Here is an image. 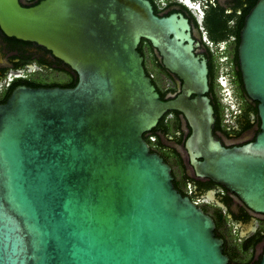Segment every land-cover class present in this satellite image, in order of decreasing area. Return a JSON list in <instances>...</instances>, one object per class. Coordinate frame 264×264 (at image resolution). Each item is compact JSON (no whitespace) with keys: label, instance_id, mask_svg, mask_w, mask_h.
Instances as JSON below:
<instances>
[{"label":"water","instance_id":"obj_1","mask_svg":"<svg viewBox=\"0 0 264 264\" xmlns=\"http://www.w3.org/2000/svg\"><path fill=\"white\" fill-rule=\"evenodd\" d=\"M0 27L78 75L75 87L23 86L0 105V264H229L214 220L144 136L181 113L196 177L264 214V0L238 47L260 132L232 148L215 139L207 60L183 15L161 18L148 0H0ZM142 40L182 81L176 98L161 99Z\"/></svg>","mask_w":264,"mask_h":264},{"label":"flooded vegetation","instance_id":"obj_2","mask_svg":"<svg viewBox=\"0 0 264 264\" xmlns=\"http://www.w3.org/2000/svg\"><path fill=\"white\" fill-rule=\"evenodd\" d=\"M41 1L21 0V3L24 6L30 7ZM148 1L153 6L155 14L161 18L168 17L172 14H179L188 20L192 38L199 44L195 52L207 60L210 85L211 70L214 68L215 71L217 67L216 57L212 54V47H218L222 43L232 40L236 44L237 39L231 36L221 43H214L211 40L210 31L206 27L207 13L217 10L228 15H233L237 10L236 14L239 15L242 9L238 8V0ZM233 19L235 18L233 17L230 21V26L236 25ZM144 48L145 46H142L141 42L138 50L144 58L146 73L151 78L161 99L171 100L176 98L181 93L182 81L164 67L161 57L153 48V55L156 57L158 64L155 68L157 72L156 76L158 78L161 77L163 82L167 84V87L162 89L156 76L150 74L146 68ZM77 83V73L59 58L55 57L52 52L37 43L9 37L0 27V105L7 103L13 92L19 87L72 88ZM224 111H226L225 106ZM174 116L173 113L168 115L170 119ZM238 117L239 115L236 116L235 122L232 125L227 124L224 118L223 126H226L232 132L226 133L218 131L215 136V139L219 140L227 148L242 146L252 142L258 134L257 123L253 127L238 133L242 129V122L238 120ZM181 119L182 125L185 124L182 116ZM182 129H184L183 126ZM248 133L252 134L245 138ZM145 135L151 141H156L159 138L164 143L167 152L164 154L157 153L172 167L174 184L177 185V189L181 193H186L187 197L214 220L216 237L224 241V254L229 257V264H259L264 253V214L254 212L225 186L209 178L196 177L194 179L196 184L194 185L191 182L188 184V190H183L174 174L173 164L167 157V154H170L178 155L181 158V154L176 147L165 143V135L163 133L152 134L151 131ZM187 158L189 159L188 154ZM188 176L190 175L188 174ZM195 176L193 174L190 177L193 179ZM231 232L236 234V239L232 241L229 239Z\"/></svg>","mask_w":264,"mask_h":264},{"label":"trees","instance_id":"obj_3","mask_svg":"<svg viewBox=\"0 0 264 264\" xmlns=\"http://www.w3.org/2000/svg\"><path fill=\"white\" fill-rule=\"evenodd\" d=\"M257 1L258 0H238V8L242 9L241 14L239 15L236 14L237 10L235 11V13H233V15H230V14L228 15L227 13L219 12L217 10H213L212 12L207 13L206 27L210 31L211 40L214 43H221L225 39L231 36L237 39L236 50H235L237 62H238V52L237 51H238V47L240 44V32L244 26L246 16L249 14L251 9L255 6ZM39 3L40 2H38L37 4ZM233 17L235 18L233 19V21H235L236 25L230 26V21L232 20ZM143 45L144 46L148 45L153 49L151 43L147 40H142V46ZM235 73H236L235 74L236 83H239L241 85L242 91L245 97L244 99L240 100V102L242 103V108H241V114H239L238 120H241L242 122V129L239 130L238 133L253 127L256 123L258 124L257 132L259 133L260 132V119H259V113H258V103L252 101L246 95L240 70L238 69L237 71H235ZM215 77H216L215 71H214V68H212L211 75H210V92L207 95L211 98V103L215 110L214 116H215L216 121L213 126L214 136H216L218 131H222L226 133L232 132L231 130L227 129L226 126H223L224 118H225V111H224V106L222 105V103L220 102V99L215 93ZM170 113H173L175 115L171 119L168 117ZM181 116L183 117L181 113L176 112V111L168 112L159 121L158 126L152 130V134L163 133L165 137L167 138L172 137V140H174L176 144L182 146L185 149L184 147L185 142L191 135V129L188 125H186V130L182 129L183 125H182ZM145 140L148 142L149 146L151 147L152 152L154 153L160 152V154L162 153L164 154L167 152L165 149V145L161 141V139L157 138L156 141H151L149 138L145 137ZM171 156L174 157V159L177 162H181L178 155H171ZM188 165L189 167H191L189 163V159H188ZM194 179H196V176L192 179L190 176L184 175L183 185L186 187L185 191L188 190L189 183L192 182V184L194 185L196 184L194 182ZM180 186L182 188L181 183H180ZM175 187L177 189L176 184H175ZM181 194L186 197V193H181Z\"/></svg>","mask_w":264,"mask_h":264},{"label":"rangeland","instance_id":"obj_4","mask_svg":"<svg viewBox=\"0 0 264 264\" xmlns=\"http://www.w3.org/2000/svg\"><path fill=\"white\" fill-rule=\"evenodd\" d=\"M233 41V40H232ZM232 41L224 42L218 47H212V54L216 57V69H215V93L220 99L221 103L226 107L225 119L226 123L232 125L235 122L236 116L240 114L242 103L241 99H244V93L242 87L239 83H236L235 80V71L239 68V63L236 61V44ZM145 56H146V68L150 74L156 76V66L157 59L153 55L152 48L150 46H145ZM214 51V52H213ZM156 79L162 89L167 87V84L163 80L156 76ZM184 129H186L185 124H183ZM252 133H248L245 138L249 137ZM169 139V140H168ZM165 143H169L176 147L178 152L181 154V162H177L174 157L170 154L167 156L170 158L171 163L174 167V174L181 183L182 188L186 190V187L183 185L184 175L192 176L194 174L191 167L188 165V158L186 150L176 144L172 137L164 138ZM229 239L235 240L236 234L231 232Z\"/></svg>","mask_w":264,"mask_h":264}]
</instances>
